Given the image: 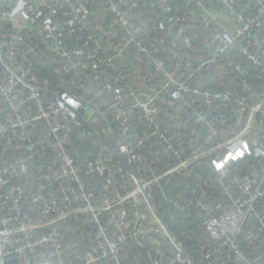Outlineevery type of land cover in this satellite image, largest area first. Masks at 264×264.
<instances>
[{
  "label": "trees",
  "instance_id": "16d2710c",
  "mask_svg": "<svg viewBox=\"0 0 264 264\" xmlns=\"http://www.w3.org/2000/svg\"><path fill=\"white\" fill-rule=\"evenodd\" d=\"M30 1L37 6L33 11L21 7V0H0V23L4 30L0 35L22 49L20 59L33 68L41 86L48 90H43L42 95L52 99L54 94L68 90L79 99L96 105L103 113L104 117L83 103L77 117L67 122L69 139L64 145L65 151L74 159V167L85 190L94 195V204L101 206L104 201L114 202L116 197L129 194L137 187V177L151 184L148 191L157 214L182 246L183 254L194 264H244L236 260L230 245L209 234L206 222L211 217L222 216L246 197L235 182L237 176H249L253 190H264V156L253 154L231 162L224 173L216 170L212 163L226 152L219 147L245 125L248 112L241 115L239 101L245 100L251 108L259 102L264 91V39L257 36L258 26L238 38L235 47L221 50L224 41L221 34L227 32L234 37L240 26L235 13H258L257 1L229 0L235 5L232 10L224 0H166L168 9L162 8L159 0H139L138 6L130 11L136 18L132 23L134 28L147 26L150 35L145 36L144 45L152 53L160 47L166 69L175 72L177 78L191 89L210 92L213 95L211 103L203 94L193 92L184 93L178 100L171 99L167 92L159 93L161 79L157 75L161 71L151 64L147 55L140 53L137 46L125 45L127 34L110 12L109 0H75L77 5H84L90 11L87 18L90 26L72 35L66 34L65 48L73 54L70 59L63 57L62 50L43 27L54 21V16L41 4L42 0ZM200 6H204L213 19L208 27L203 24L204 10L201 11ZM102 11H106L104 15ZM182 17H186L190 28L184 36L194 37L192 47L185 45L184 36L177 35L174 28L170 29L172 23ZM99 45L106 52L100 51L97 57H91L90 53ZM121 46L124 51L120 57L116 50ZM242 48L255 54L261 65L254 64ZM77 50L85 52L80 61L88 63L87 69L83 65L73 66L79 61ZM213 55L217 56L216 61L201 68L203 60L208 61ZM246 84L250 85L249 89ZM131 89L137 96L131 94ZM226 92H231L229 101L216 96ZM118 96H122L125 105L130 107L129 126L124 133L118 112L111 107ZM137 98H154L159 108L154 122L146 118L140 107L134 106ZM26 106L37 107L31 101H27ZM8 112L11 108L0 94V117ZM257 115L255 128L247 135L253 149L256 146L264 148V113ZM157 128L166 140L154 134ZM26 130L35 150L27 149L28 139H23L22 135L20 147L13 149L4 148L0 141V169L12 160L28 157V173L16 176L14 182L22 184L26 196H30L43 182L41 175L46 165L60 167L62 152L55 144L56 132L48 120L35 121ZM140 138L144 140L142 144ZM125 139L133 143L134 151L139 155L130 163L119 151V145ZM167 145L174 151L166 149ZM215 148L218 149L214 151ZM203 153L207 155L200 156ZM196 155L199 157L194 159ZM104 156L110 158L109 167L100 174L96 164ZM182 163L186 164L168 173ZM119 167L125 172L116 173L115 169ZM3 193L1 190L0 194ZM80 193V186L73 176L46 188L48 197H68L72 211L82 205ZM26 196L16 206L10 202L0 204V229L22 225V219L16 220L18 215L29 214L36 221L51 218L41 211L45 202H35ZM256 207L257 215L246 218L242 232L237 236L240 250L248 259H255L264 252V195L258 198ZM137 212L147 215L150 221L157 219L142 194L114 209L98 211L99 222L91 213H72L55 225L60 235L55 244H43L26 253H11L5 257L6 263L50 260L59 264L62 260L81 264L94 259L93 264H117L105 256L101 248L104 235L98 236L100 225L106 235H112L121 214L126 219L127 230L131 231L136 225ZM5 219L10 220L6 223ZM159 227L161 232L153 239L147 235L128 237L120 254L122 264H152L151 255L158 248L164 253V264H179L175 261L179 249L160 224ZM49 229H33L20 232V235H42Z\"/></svg>",
  "mask_w": 264,
  "mask_h": 264
},
{
  "label": "built area",
  "instance_id": "2783aa9c",
  "mask_svg": "<svg viewBox=\"0 0 264 264\" xmlns=\"http://www.w3.org/2000/svg\"><path fill=\"white\" fill-rule=\"evenodd\" d=\"M256 1L258 8L260 7L258 13H235V19L240 26L236 29L234 37L227 32L221 34V37L224 39L222 51L235 47L238 44V38L255 28V26H258L256 31L257 36L264 39V23L262 24V21L264 22V1ZM138 2L139 0H109V10L117 17V22L120 23L119 26L121 30L127 34L128 38L125 40V45L134 44L137 46L140 53L147 55L151 60V64H154V66L161 71L157 75V78L161 79L159 93L167 92L171 99L178 100L182 98L184 93L193 92L197 95L203 94L207 102L211 103L213 95L210 92L206 90L202 91L198 88L191 89L185 81H180L177 78L175 72L166 69L165 60L160 55V47L152 53L149 48L144 45V42H146L145 36L150 35L147 26L145 24L143 27L134 28L132 23L136 18L134 14L130 12L131 9L133 10L138 6ZM224 2L234 10L235 5L232 2L229 0H224ZM20 4L21 7L31 11L35 10L37 7L30 0H21ZM41 4L45 5L47 10L55 18L52 22H45L46 24L43 26L45 27L44 29H46L49 36L53 38L58 48L62 50L63 57L70 59L73 54L65 48L64 39L67 37L66 34L69 33L72 35L74 32L87 29L90 26L87 20L90 11L84 5H77L75 0H42ZM159 4L162 8L168 9L166 0H159ZM200 7H202L201 11L204 10V13L201 15L203 17V24L205 27H208L212 24L213 19L204 6ZM186 21V17L178 18L172 23L170 29L172 30L174 28L177 35L184 36V34L190 30ZM100 27L101 25H98V28ZM184 38L185 45L192 47L194 37L184 36ZM163 42L164 40L161 41V43ZM21 50L22 49L14 41L9 40L6 36L0 35V94L3 95L6 104L11 108V112L3 113L0 117V141L4 148L13 149L15 147H20L19 137L22 135L23 139H25V137L28 139L29 146H27V149L32 152L35 150V144L33 140L29 138L30 136L27 135L26 128L32 126L35 121L43 119L48 120L51 129L56 132L55 144L61 149L62 164L59 168H56L54 164L46 165L41 175L43 182L39 185L38 190L33 192L30 196H26L25 187L22 184L14 182L16 176H22L28 173V157L12 160L0 169V191H4L3 194H0V204L10 202L16 206L26 196V198L30 197L35 202H45L41 211L44 215L51 216V218L46 221H36L32 215H18L16 216V220L22 219V221H24L22 225L18 227H6L4 231H0V264H7L5 257L11 253H26L35 251L43 244H55L60 238L58 228L55 225L59 220L69 217L72 213H91L93 214V219L99 222L98 211L102 209H114L124 201L142 194L137 184V187L132 192L125 196L116 197L114 202L104 201L101 206L94 204V195L85 190L82 178L74 167V159L65 151L64 147L69 139V133L66 131L68 129L67 122L77 117L79 110L83 106V102L68 90L61 94H54L52 99L42 95V92H44L43 90L47 89L41 86L33 68L20 59L19 53ZM118 50L123 52L124 47L121 46ZM100 51L105 53L106 49H103L101 45H99L94 49L93 53H90V56L97 57ZM241 51L248 54L254 64L261 65L260 59L255 54L250 53L248 49L242 48ZM84 54L85 52L82 50L76 51V56L79 61L73 64L74 67H78L79 65H83L85 69L89 67L87 62L80 61ZM216 58L217 56L213 55L210 60H203L201 68L206 66V64H212L216 61ZM245 87L249 89L250 85L246 84ZM132 93L136 95L133 89H131V94ZM26 95L28 98H26ZM261 95L259 102L251 108L245 103V100L239 101L241 105V115L243 116L244 113L248 112V115L245 117V125L240 127V130L237 131L234 137L219 147L222 148V150L226 149V152L222 158L213 159L212 163L216 170L224 173L231 162L253 154L255 156H264V148L256 146L253 149L250 141L247 139V135L255 128L257 114L264 113V91ZM216 96L224 101H229L231 99V92L219 93ZM118 98L119 99L114 102L111 107L118 112L121 128L124 133L125 129L129 126L130 119L128 112L130 107L125 105L122 96H118ZM27 101L34 102L37 106L36 109L27 108ZM134 106L140 107L144 111L146 118L150 122H154L155 115L159 110L154 102V98L148 100L137 98ZM18 129H21L22 132H17ZM60 130L64 132H60ZM154 134L166 140L165 135L160 132L159 128L154 131ZM124 136L125 135L122 134V137ZM140 139L139 143L142 144L144 140L142 138ZM233 145L234 148H231ZM166 149L174 151L169 145L166 146ZM217 149L218 148H215L213 150L215 151ZM119 151L126 157L129 163L139 158L130 140H122L119 145ZM175 154L178 155V152L176 151ZM204 155H207V153L200 154V156ZM198 157L199 155H196L194 159ZM109 161L110 158L106 156L99 158L97 160L96 170L100 174H104L108 170L109 166L107 163ZM185 164L186 163L180 164L168 173L182 168ZM115 172L123 173L125 169L119 167L115 169ZM69 176L75 178L81 189L79 197L82 205L75 208L73 211L69 205L70 202L68 197H48L46 194V188L50 184L56 181H62ZM157 180L158 178L155 179V181ZM235 182L238 184L242 193L246 194V197L241 202L236 203L231 210L227 211L222 216L209 218L206 222L207 231L214 239L222 240L224 244L230 245V248L236 254V260H240L244 262V264H263L264 252L255 259H248L240 250L239 243H237V236L242 232V227L246 218L252 214L257 215L256 202L259 197L264 195V190L260 188L253 190L252 181L249 176H237ZM145 183L150 187V183ZM118 216H120L121 219L115 224L116 231L112 235H106L103 227L100 225L98 236L102 237V235H104L101 248L104 250L105 256L111 257L117 264H122L120 254L121 250L126 245L128 237L133 235H147L153 239L161 232V228L159 227L160 223L158 219L150 221L147 215L137 212L136 225L131 231H128L124 215L119 214ZM258 217H261V215L259 216L258 214ZM9 220L10 219H5L6 223H8L7 221ZM44 227H50V229L42 235H20V232L25 233L33 229ZM151 260L152 264H164L163 251L159 248L156 249L155 253L151 255ZM93 261L94 259H88L81 264H93ZM175 261L179 264H190L189 257L185 256L183 250L180 249ZM29 264L55 263L50 260H44ZM59 264L74 263L72 261L64 262L61 260Z\"/></svg>",
  "mask_w": 264,
  "mask_h": 264
},
{
  "label": "water",
  "instance_id": "95a60500",
  "mask_svg": "<svg viewBox=\"0 0 264 264\" xmlns=\"http://www.w3.org/2000/svg\"><path fill=\"white\" fill-rule=\"evenodd\" d=\"M3 27L2 24L0 23V32H3ZM84 104L88 105L89 107H91L92 109H94L97 113H99L102 117H104L103 113L101 112V110L94 104L90 103V102H86L84 100H81ZM136 178L138 187L140 189V192L142 193V195L145 197L149 207L152 209L153 213L155 214L156 218L158 219L160 225L162 226L163 230L165 231V233L167 234V236L170 238V240L173 242V244L180 250H183L182 246L177 242L176 238L174 237V235L172 234V232L170 231V229L168 228V226L165 224V222L159 217V215L157 214L156 210H155V206L152 202L151 199V194L148 191V187L149 185L147 183H145L143 180ZM190 260V264H194L192 259L189 258Z\"/></svg>",
  "mask_w": 264,
  "mask_h": 264
},
{
  "label": "crops",
  "instance_id": "0c3cea01",
  "mask_svg": "<svg viewBox=\"0 0 264 264\" xmlns=\"http://www.w3.org/2000/svg\"><path fill=\"white\" fill-rule=\"evenodd\" d=\"M119 48H120V47H119ZM116 54H117L118 56H120V55L122 56L123 52H120V51L117 49V50H116ZM121 56H120V57H121ZM143 85H144V84H143ZM143 87H144V86H143Z\"/></svg>",
  "mask_w": 264,
  "mask_h": 264
},
{
  "label": "rangeland",
  "instance_id": "374dc122",
  "mask_svg": "<svg viewBox=\"0 0 264 264\" xmlns=\"http://www.w3.org/2000/svg\"><path fill=\"white\" fill-rule=\"evenodd\" d=\"M105 12H106V11H105ZM105 12H104V11H102V12H101V14H102V15H104V14H105ZM231 148H234V145H233ZM7 222H8V221H7ZM0 231H4V229H0ZM163 231H164V230H163ZM164 232H165V231H164Z\"/></svg>",
  "mask_w": 264,
  "mask_h": 264
}]
</instances>
